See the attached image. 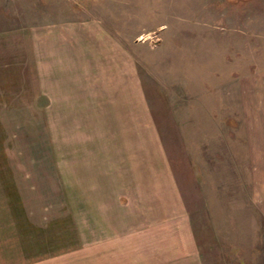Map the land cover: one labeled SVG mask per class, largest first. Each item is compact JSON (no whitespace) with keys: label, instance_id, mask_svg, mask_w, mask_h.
Instances as JSON below:
<instances>
[{"label":"rangeland","instance_id":"rangeland-1","mask_svg":"<svg viewBox=\"0 0 264 264\" xmlns=\"http://www.w3.org/2000/svg\"><path fill=\"white\" fill-rule=\"evenodd\" d=\"M0 264H264V0H0Z\"/></svg>","mask_w":264,"mask_h":264},{"label":"crops","instance_id":"crops-1","mask_svg":"<svg viewBox=\"0 0 264 264\" xmlns=\"http://www.w3.org/2000/svg\"><path fill=\"white\" fill-rule=\"evenodd\" d=\"M219 13H218V11L216 10V9H214V8H211L210 9V13L209 14H207L208 15V17H210V15H215L216 16V19H218L219 18V15H218ZM213 18H214V16H212ZM211 18V17H210Z\"/></svg>","mask_w":264,"mask_h":264}]
</instances>
